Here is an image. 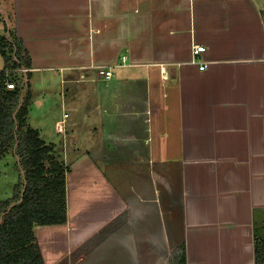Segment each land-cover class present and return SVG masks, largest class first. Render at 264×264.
Listing matches in <instances>:
<instances>
[{
  "label": "crops",
  "instance_id": "1",
  "mask_svg": "<svg viewBox=\"0 0 264 264\" xmlns=\"http://www.w3.org/2000/svg\"><path fill=\"white\" fill-rule=\"evenodd\" d=\"M0 36L28 51L30 90L51 73L90 84L89 96L59 102L68 114L61 138L37 128L68 167L67 221L35 227L45 264L84 261L98 245L87 244L113 222L115 244L131 229L152 237L154 195L168 207L179 199L183 223L169 218L165 238L146 241L136 264H170L171 254L179 264L184 252L188 264H255V227L264 226V0H0ZM194 44L205 46L196 57ZM102 67L114 75L104 79Z\"/></svg>",
  "mask_w": 264,
  "mask_h": 264
},
{
  "label": "trees",
  "instance_id": "2",
  "mask_svg": "<svg viewBox=\"0 0 264 264\" xmlns=\"http://www.w3.org/2000/svg\"><path fill=\"white\" fill-rule=\"evenodd\" d=\"M18 43L16 38L0 36L4 69L31 67L28 51ZM4 71L0 73V157L14 150L22 173L13 195L0 200V264H45L35 227L67 221L68 167L56 157L55 145L27 125L32 73H25L27 91L22 94L17 87L7 89ZM260 228L259 233L255 227V264H264V226ZM179 264H188L185 252Z\"/></svg>",
  "mask_w": 264,
  "mask_h": 264
},
{
  "label": "rangeland",
  "instance_id": "3",
  "mask_svg": "<svg viewBox=\"0 0 264 264\" xmlns=\"http://www.w3.org/2000/svg\"><path fill=\"white\" fill-rule=\"evenodd\" d=\"M1 58L2 60H4V57L1 56ZM2 66H4V61ZM25 73L26 71H20L14 74L17 88L22 91V94H25L27 91V88L24 84L26 78ZM46 74L48 75L49 73L47 72ZM51 74V77L48 76L50 79H46V81L44 80L43 82H41L36 79L33 82V87L31 88V107L29 103L30 112L27 116L29 124L38 129L39 127H41V125H44L46 127L48 135L52 134L53 137L57 136L58 140L59 138H61L63 133L57 135L59 130L57 127V130H54L53 122L59 113L63 114L62 110L59 107V102L61 100H65L66 96H72V99H74L75 97L78 98V96L80 95H84L85 97L89 96L90 90L88 89V86L90 84L84 82L81 84H66L61 81L62 77L60 74ZM76 86H82V90L84 91L81 90L80 92L79 88V90H76L75 92L73 88ZM28 121L27 125H29ZM67 139L68 136L66 135V140ZM5 154L6 156L0 159V200H5L13 195L15 184L18 182V179L22 173V170L18 167V159L14 153V150L6 151ZM106 169L108 176L111 177V181L115 185H118L116 183L115 170L113 168ZM125 179L129 181V178L127 176ZM154 198V201L152 203H149L148 205L150 206L147 208L150 216L149 222H153L154 224V232L150 231L152 237L148 238L147 235L146 237L143 235L141 239L142 234L136 233L134 229H131V233L125 235L124 240L120 239L121 241H131L132 244H134L131 251L129 250V248H126V246H122L123 242L121 241L115 244V239L111 238L112 236H109V234L112 233V229L116 226V223L113 222L91 239V241L87 244V249H91L93 245H98L94 248L92 253L86 259H84V261H81L78 264H128L129 261H134V259L135 261L132 264H136V262L138 261V257L142 255V253H140V250L144 252L148 247L146 241L149 245H151L154 244V239L162 240L165 238L164 235H167L166 229H169L171 227L170 219L175 223L177 227H179V225L183 223V211L181 209L179 199L176 200L175 204H171V207H168L169 202L167 203L165 198L162 199V195H154ZM136 212L139 213L138 217L140 219L143 218L145 215V206L139 205L136 208ZM146 226L150 229L151 225L148 223V225ZM257 226L258 232H262V228H260L262 227V225L257 224ZM261 235H263V233ZM186 239L187 235L185 236V241ZM148 241L151 242L149 243ZM137 242H140V244L137 245ZM186 246V244L183 245L179 249V251H182V248H185ZM119 255L121 256V258L117 259L116 261L115 258ZM171 256L172 257H170V264H178V262L176 261L177 255L173 257V255L171 254Z\"/></svg>",
  "mask_w": 264,
  "mask_h": 264
},
{
  "label": "built area",
  "instance_id": "4",
  "mask_svg": "<svg viewBox=\"0 0 264 264\" xmlns=\"http://www.w3.org/2000/svg\"><path fill=\"white\" fill-rule=\"evenodd\" d=\"M205 46L203 44H194L193 46V53L195 57L200 54L202 51H204ZM128 60V56L126 54H123L119 60L120 63H126ZM193 61H196V59L193 58ZM4 77L2 78L7 89L9 90H14L16 89V80L14 78V74L16 72L20 71H28L30 68H11V69H4ZM99 74L104 78V79H109L114 75V72L111 67H102L99 69ZM67 113L64 112L63 116L58 120L56 123V127L58 128V132L62 133L65 132L66 130V121H67Z\"/></svg>",
  "mask_w": 264,
  "mask_h": 264
}]
</instances>
